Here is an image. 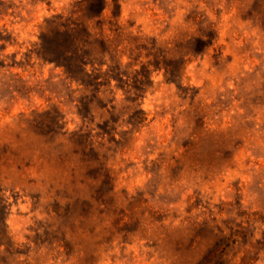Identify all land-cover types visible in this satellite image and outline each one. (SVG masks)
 I'll list each match as a JSON object with an SVG mask.
<instances>
[{
  "label": "clouds",
  "instance_id": "9594fccd",
  "mask_svg": "<svg viewBox=\"0 0 264 264\" xmlns=\"http://www.w3.org/2000/svg\"><path fill=\"white\" fill-rule=\"evenodd\" d=\"M0 264H264V0H0Z\"/></svg>",
  "mask_w": 264,
  "mask_h": 264
}]
</instances>
